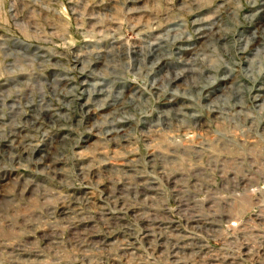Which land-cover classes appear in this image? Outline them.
<instances>
[{"label":"rangeland","instance_id":"1","mask_svg":"<svg viewBox=\"0 0 264 264\" xmlns=\"http://www.w3.org/2000/svg\"><path fill=\"white\" fill-rule=\"evenodd\" d=\"M0 264H264V0H0Z\"/></svg>","mask_w":264,"mask_h":264},{"label":"bare ground","instance_id":"2","mask_svg":"<svg viewBox=\"0 0 264 264\" xmlns=\"http://www.w3.org/2000/svg\"><path fill=\"white\" fill-rule=\"evenodd\" d=\"M158 44V43H157ZM155 46H153V48H154ZM159 47V46H158Z\"/></svg>","mask_w":264,"mask_h":264}]
</instances>
